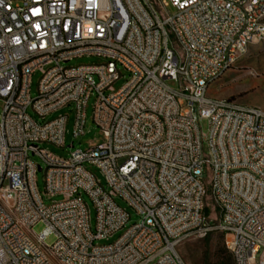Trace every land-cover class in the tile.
<instances>
[{"label":"built area","instance_id":"obj_1","mask_svg":"<svg viewBox=\"0 0 264 264\" xmlns=\"http://www.w3.org/2000/svg\"><path fill=\"white\" fill-rule=\"evenodd\" d=\"M263 39L264 0H0V264H185L177 246L213 232L264 264V110L207 95ZM91 97L102 141L40 146L66 147L67 115L45 118L68 105L83 135Z\"/></svg>","mask_w":264,"mask_h":264},{"label":"rangeland","instance_id":"obj_2","mask_svg":"<svg viewBox=\"0 0 264 264\" xmlns=\"http://www.w3.org/2000/svg\"><path fill=\"white\" fill-rule=\"evenodd\" d=\"M172 12V9H169ZM98 61L97 58H80L74 59L68 63V65H78L82 63H91ZM39 79V73H35L31 78V91L30 95L32 98L36 95V86ZM127 76L119 79L114 83V89L120 88L126 81ZM168 84L174 87V83L169 81ZM207 95L213 98H228L231 100H236L243 104L253 105L260 107L264 110V39L253 43L247 47V50L243 55H241L237 61L217 80L209 84ZM92 103L93 97L87 101L86 105V122L84 126L83 135L77 137L72 136L73 121H74V107L73 105H68L56 113L49 115L45 118V121L54 118L58 114L67 115L66 123V134H65V148L56 147L50 144H40L41 147L53 152L54 154L67 157L71 151L74 149H86L89 145H93L95 142L102 141V136L99 129L93 123L91 119L92 113ZM1 101H0V112H1ZM28 113L39 123H42L36 115L33 114L31 109ZM200 127L202 132H207V121L202 120L200 122ZM73 142L72 147H69L70 143ZM29 158L36 165H41L43 168V163L41 160L35 156L29 154ZM86 167L94 173L98 178L101 179L99 172L92 166L86 165ZM43 169L36 173V184L40 190L43 203L49 205L52 202H56L62 199L61 196H47L44 192V179H43ZM104 185L103 180L101 179ZM83 199L88 205L91 218L93 219L94 210L90 200L86 195L83 194ZM116 203L123 209H125L130 215V222L136 221L138 216L135 212L127 206V204L121 199H116ZM43 228V224L38 223L33 227L35 233H39ZM121 232L115 233L107 241L101 240L98 244L113 242ZM55 238L53 235L48 236L45 239V243L49 246L53 244ZM224 244V236L221 233L213 232L207 236V238H190L182 241L176 248L178 255L185 264H205L204 259L206 254L211 259V263L218 264L221 260L220 249Z\"/></svg>","mask_w":264,"mask_h":264},{"label":"trees","instance_id":"obj_3","mask_svg":"<svg viewBox=\"0 0 264 264\" xmlns=\"http://www.w3.org/2000/svg\"><path fill=\"white\" fill-rule=\"evenodd\" d=\"M207 205H209V199L207 200ZM208 212V209L206 208V213ZM207 238V237H206ZM220 253H221V260L219 261L218 264H234L233 261V257L232 254L230 253V251L226 248L225 244H223V246L220 249ZM211 259L209 258V256L206 254L204 262L205 264H213L210 261Z\"/></svg>","mask_w":264,"mask_h":264},{"label":"bare ground","instance_id":"obj_4","mask_svg":"<svg viewBox=\"0 0 264 264\" xmlns=\"http://www.w3.org/2000/svg\"><path fill=\"white\" fill-rule=\"evenodd\" d=\"M19 65H26V58H19ZM260 122H264V115H260Z\"/></svg>","mask_w":264,"mask_h":264}]
</instances>
